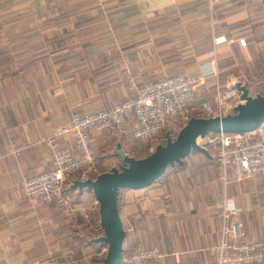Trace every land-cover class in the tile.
Masks as SVG:
<instances>
[{
	"label": "crops",
	"instance_id": "obj_1",
	"mask_svg": "<svg viewBox=\"0 0 264 264\" xmlns=\"http://www.w3.org/2000/svg\"><path fill=\"white\" fill-rule=\"evenodd\" d=\"M215 39L232 42L218 50ZM213 59L219 76L198 88L192 117L206 118L198 110L204 102L217 105L216 82L231 95L223 115L240 103L230 87L264 93V0H0V264H54L68 240L103 235L92 192L72 185L73 207L63 209L25 198L23 180L52 167L43 139L74 113L112 108L134 94L125 69L142 88L197 75ZM91 137L99 167L123 163L115 148L129 154V137ZM60 145L77 154L72 140ZM221 174L213 154L192 153L151 187L121 191L124 264L151 248L165 257L144 264H217L224 204L234 210L229 240L264 252V178L226 184Z\"/></svg>",
	"mask_w": 264,
	"mask_h": 264
},
{
	"label": "built area",
	"instance_id": "obj_2",
	"mask_svg": "<svg viewBox=\"0 0 264 264\" xmlns=\"http://www.w3.org/2000/svg\"><path fill=\"white\" fill-rule=\"evenodd\" d=\"M214 41L218 50L232 42L218 39ZM239 45L244 47L245 41L240 40ZM123 75L134 94L112 108L87 114L74 113L67 124L60 126L51 136L41 141L52 153V167L23 180L22 192L25 198L59 209L69 208L72 202L67 192L73 185V180H94L101 174L97 171L99 166L96 162L92 132L112 131L118 136L136 141L156 143L157 146L164 144L167 135L173 136L171 127L175 123L188 122L191 118L198 88L207 84L210 79H216L219 72L217 62L213 59L204 63L197 75L180 74L148 82L142 88L138 87L136 78L129 69H125ZM216 83L214 89L217 105L204 102L198 108L206 118L228 116L234 113L233 109L237 106L228 105V111L233 110V113L223 115V103L231 95L222 93L221 85ZM63 139L74 142L77 154L70 147L60 145ZM197 144L210 154L209 146L215 149L214 160L222 170L221 180L224 183H243L264 178V125L252 133L211 135L198 139ZM224 205L220 215L225 223L223 241L213 248L217 264H264V252L255 245L247 240H229L232 229L228 222L234 210L231 205ZM164 257L165 253L158 248L141 249L133 256L132 264H144Z\"/></svg>",
	"mask_w": 264,
	"mask_h": 264
},
{
	"label": "water",
	"instance_id": "obj_3",
	"mask_svg": "<svg viewBox=\"0 0 264 264\" xmlns=\"http://www.w3.org/2000/svg\"><path fill=\"white\" fill-rule=\"evenodd\" d=\"M240 103L234 113L212 118L192 117L176 138L167 135L166 142L146 158L137 159L119 148L117 156L124 166L101 173L94 180L76 181L72 189L92 192L99 204L100 228L103 235L88 240L90 244L107 245L105 258L98 264H124L126 231L118 209L121 191L145 190L158 182L169 169L183 166L192 153L209 156V152L197 144L217 134H246L258 131L264 125V93L251 95L246 86L237 84Z\"/></svg>",
	"mask_w": 264,
	"mask_h": 264
},
{
	"label": "rangeland",
	"instance_id": "obj_4",
	"mask_svg": "<svg viewBox=\"0 0 264 264\" xmlns=\"http://www.w3.org/2000/svg\"><path fill=\"white\" fill-rule=\"evenodd\" d=\"M231 90L235 89L236 86L230 87ZM237 91V90H236ZM201 113V112H200ZM199 115H203L202 113ZM193 114H190V117H192ZM204 118V117H202ZM191 119V118H190ZM187 122L185 121H180L175 123L171 127V132H172V137L176 138L180 130L184 127V125ZM129 149L127 152L129 153L128 155L131 157H135L137 159H143L151 155L155 150H156V143H151V142H142V141H136V140H130L128 143ZM209 150L211 151V154H215V149L212 148V146H209ZM116 148L114 149L113 153L116 152ZM121 160V159H120ZM115 162V161H114ZM118 163H114L116 166L119 167L118 164L121 166H124L122 161H117ZM111 168L108 166L105 167H98V173H103L105 171H109ZM73 207V204H72ZM94 231V230H93ZM88 237H91L92 239L99 238L101 236V233L99 231L93 232V234H87ZM90 239V240H92ZM89 240V241H90ZM86 241V240H85ZM90 245V243H87ZM85 242L79 243L77 245V242H74L73 240H68L67 241V255H61V258H59L58 262H53L54 264H91V263H100L106 256L107 253V245L100 246L98 244H93L88 246Z\"/></svg>",
	"mask_w": 264,
	"mask_h": 264
},
{
	"label": "trees",
	"instance_id": "obj_5",
	"mask_svg": "<svg viewBox=\"0 0 264 264\" xmlns=\"http://www.w3.org/2000/svg\"><path fill=\"white\" fill-rule=\"evenodd\" d=\"M174 168H179V166H176V167H174ZM170 170V169H169ZM172 170V169H171Z\"/></svg>",
	"mask_w": 264,
	"mask_h": 264
}]
</instances>
